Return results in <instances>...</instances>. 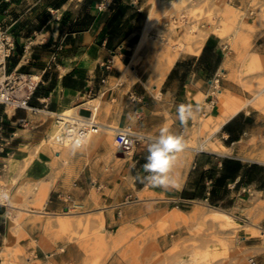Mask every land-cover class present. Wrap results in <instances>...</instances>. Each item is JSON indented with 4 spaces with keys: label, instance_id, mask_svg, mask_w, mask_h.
<instances>
[{
    "label": "crops",
    "instance_id": "obj_1",
    "mask_svg": "<svg viewBox=\"0 0 264 264\" xmlns=\"http://www.w3.org/2000/svg\"><path fill=\"white\" fill-rule=\"evenodd\" d=\"M255 1L229 0V6L256 28L253 50L264 56V28L258 27L264 22V11L252 17ZM258 1L264 6V0ZM153 7L154 0H0L5 69L34 83L29 106L38 110L10 112L0 105V172L12 164L23 169L33 158L22 179L27 185L37 181L41 187L51 185L42 209L30 207L34 203L30 197L22 205L14 196L0 203V264L7 248L12 249L8 264H82V253L73 243L59 241L57 249H46L53 246L45 233L47 218L68 208L59 198L66 191L80 198L81 206L89 190L97 189L105 196L101 202L108 234L154 213L174 208L192 213L198 203L239 211L253 195L264 194V146L256 141L264 136V114L246 110L250 106L217 132L226 152L201 151L190 162V155L180 158L171 170L175 183L168 188L146 187L135 179L146 174L142 165L147 147L161 127L186 138L200 117L220 118L218 94L241 96L227 79L231 49L214 31L199 53H181L160 85L149 86L152 65L163 46L152 36L142 42ZM87 98H100L96 121L101 129L131 126L149 137L143 136L132 158H118L99 138L75 153L65 149L60 158L50 146H40L54 128L53 116L41 111L63 113ZM181 103L200 108L188 121L187 130L176 118V106ZM63 157L69 159L67 168L64 161H56ZM128 196L140 203L120 208ZM261 201L260 208H264ZM19 221L17 229L14 224ZM60 222L64 221H57L58 228ZM253 230L261 234H243L241 243L246 249L264 243V229Z\"/></svg>",
    "mask_w": 264,
    "mask_h": 264
},
{
    "label": "rangeland",
    "instance_id": "obj_2",
    "mask_svg": "<svg viewBox=\"0 0 264 264\" xmlns=\"http://www.w3.org/2000/svg\"><path fill=\"white\" fill-rule=\"evenodd\" d=\"M253 7L255 13L252 17L257 18L258 14L264 11V6L257 0L253 3ZM153 8L148 38L152 36L160 48L168 42L177 49L179 41L191 29L192 35L199 31L209 33L214 31L226 40L232 52L228 57L227 79L232 81L235 89H239L238 94L241 96L233 95L247 100L254 98L263 90L264 56L253 50V33L256 28L249 25L246 19L242 21V13L229 6V0H157ZM258 27L264 28V22H259ZM0 42L4 48L1 33ZM89 100L90 98L85 99L82 105L87 104ZM256 102L259 103L257 107L250 106L246 110L257 109L264 114V92L257 97ZM79 109L81 108H77L74 113ZM97 114L98 112L96 115L93 113V117ZM52 126L54 131H57L54 118H52ZM211 133L212 131L205 132L202 137L191 134L184 138V141L192 145L207 137L210 143L219 144L217 133ZM94 138H99L102 143H108L111 151L118 158L134 156L135 151L127 155L119 153L114 143L115 134L113 133L110 142L102 129L97 134L86 137V143L78 151L84 149ZM256 141L264 146V136ZM59 147L64 152L65 149H70V143ZM191 154L188 150L176 153L178 158L173 165L177 164L180 158L183 160L186 155ZM32 160L33 158L29 159L23 169H20V164L6 166L4 173L0 172V191L7 192L9 199L14 196V199L18 200V205H22L23 201L30 197L34 200L30 207L42 209L43 206L38 204V192L41 189L39 181L27 185V181L22 179L24 170ZM56 161H64L66 163L64 167L67 168L69 159L63 157ZM18 171L21 172L17 173ZM4 176L7 178H3ZM70 185L69 182L68 186ZM65 193L73 194L72 191ZM72 198L73 202L66 204L75 212L73 215L61 217L65 212L61 211L58 215L48 216L45 233L50 236L53 246L49 244L46 249H57L55 244L59 241L73 243L82 253V264H264L263 245L246 249L241 243L243 234H252L257 226L264 229V208H260L259 205L262 203L261 200H264V194L253 195L246 206L239 211L220 209L232 216L231 219L220 224L208 220V216L212 214L210 212L218 208H210L198 203L196 208L202 213L185 212L186 219L183 222H169L166 219L169 211H164L154 213L131 225L122 226L118 233L110 234L104 231V220L102 223L96 221V216L104 214L102 211L105 209L101 201L105 196H101L97 189L89 190L82 198V206L80 198L73 195ZM138 203L140 202L136 201L128 206H135ZM57 221H64L60 229L56 226ZM20 222H18L19 226H16L17 229L20 228ZM249 223H255L257 226H250ZM121 230L125 233L122 236L119 235ZM4 252L7 254L8 264L12 249L7 248Z\"/></svg>",
    "mask_w": 264,
    "mask_h": 264
},
{
    "label": "bare ground",
    "instance_id": "obj_3",
    "mask_svg": "<svg viewBox=\"0 0 264 264\" xmlns=\"http://www.w3.org/2000/svg\"><path fill=\"white\" fill-rule=\"evenodd\" d=\"M156 1L157 0H154V3H156ZM152 18L153 17L151 16L150 19L148 20L146 31L144 33V39L142 38L143 39L142 42H144L148 37V32L150 31V28L152 25V20H151ZM208 34L209 32L199 31L195 35H192V29H191V31L185 34L183 36V39L179 41L177 49L174 46H170L168 42L164 43L159 52L160 54L153 65V77L148 82L149 86L154 88L160 85V83L164 80V78L166 77L170 69L174 66V64L178 60L179 55L181 53H194V54L199 53L200 50L203 48V45L208 37ZM6 54H7V51L5 50V47L3 48L0 42V67L4 65ZM218 85L219 84L217 83L216 87H218ZM263 92H264V88L263 90L259 91V93H257V95L254 98L247 99V100L236 98L231 93L218 94L217 103H218V111L221 113L220 118L212 117V118H206V119L205 118L198 119L197 123L192 128L193 136L202 137L203 134L208 131H212V133H217L228 120H230L232 117L238 114L242 109L248 106L257 107L259 103L256 102V99L257 97L261 96ZM86 106L87 107L89 106V107L86 108ZM100 106H101L100 98H97V99L89 100L87 104H83L82 108L85 107L86 109L91 110L94 113V115H96ZM76 109L77 108L69 109L63 112V115H71L75 112ZM13 110L14 109L12 107H9L10 112H12ZM41 112L45 113L46 115H50V117L51 115L55 116L54 113H47L43 110ZM52 129L53 130L50 132L48 138L44 140L40 146H43V145L50 146L51 149L55 150V153L59 154V156L56 155V158H60L62 149L59 146L65 145L66 143H68V141L66 140L62 143L57 142L56 137H57L58 132L54 131V128ZM116 129L117 128H114V127H102L104 134L107 135V138L109 139L110 142H112L113 133L116 135ZM141 136L149 138L146 135H141ZM153 138L154 137H152V139ZM65 147H67V145ZM183 150H188L192 153L187 158L188 162L191 161L195 153H198L201 151H207V152L227 151L226 147L222 143H219V144L210 143L207 137L201 141L194 142V144L192 145L185 142V146ZM50 190H51L50 184H45L41 187L40 191L38 192L39 206L42 205V203H44L48 199ZM0 192H4V191L1 190ZM194 212H196L197 214L202 213V211L199 208L194 209ZM74 213L75 212L73 210L69 209V211L64 212L61 215V217H69L73 215ZM210 213L212 214L211 216H208L209 217L208 220L212 221L215 224H220L232 218V216L229 213L222 211L220 209H214ZM168 214L169 215L167 216L166 219L171 223L183 222L186 219L185 218L186 213L178 208L171 209ZM96 221H99L101 223L103 221V215L101 214V215L96 216ZM63 225H64V222H60L58 226L59 228H61ZM252 225L256 226L255 224H252ZM16 226H19V224L15 225V227ZM258 233L261 234V232L252 231V234L254 235L255 234L257 235ZM124 234H125L124 230H121L119 233L120 236ZM262 235L264 237V234ZM263 246H264V243H263ZM2 257L4 258L3 264H7L8 262L6 258L7 254L5 252L2 254Z\"/></svg>",
    "mask_w": 264,
    "mask_h": 264
},
{
    "label": "built area",
    "instance_id": "obj_4",
    "mask_svg": "<svg viewBox=\"0 0 264 264\" xmlns=\"http://www.w3.org/2000/svg\"><path fill=\"white\" fill-rule=\"evenodd\" d=\"M104 68L109 69L110 66L104 65ZM34 88L35 85L29 78L15 73H7L5 65L2 66V70H0V105L12 107L13 109H25L36 112L38 111L37 109L30 108L29 106ZM91 95L92 91L90 92V97ZM82 106V104L76 106V108L81 109L71 115L56 113L53 116L58 131L57 135L67 136L66 129L77 127L78 125H83L81 130L86 133V137L97 134L101 130V125L96 121V117H93V112L86 109L88 107L82 108ZM142 140L143 137L131 126L116 129L115 144L119 153L127 155L133 152L136 145ZM59 198L64 203L73 202L72 195L70 194L59 195ZM134 202L133 197L128 196L119 207L128 206Z\"/></svg>",
    "mask_w": 264,
    "mask_h": 264
},
{
    "label": "clouds",
    "instance_id": "obj_5",
    "mask_svg": "<svg viewBox=\"0 0 264 264\" xmlns=\"http://www.w3.org/2000/svg\"><path fill=\"white\" fill-rule=\"evenodd\" d=\"M200 111L199 106L193 107L190 104H178L176 106V118L182 128L187 130V124L190 119L195 118ZM83 125L66 129L67 136L57 135V142L67 140L70 143V149L73 153L78 151L86 143V133L82 131ZM185 146L184 136L182 134H173L169 128L161 127L159 134L148 144L146 162L142 165L145 175L135 177L146 187L168 188L174 185L175 181L171 176V170L176 160V153L183 150ZM9 200L7 192H0V203Z\"/></svg>",
    "mask_w": 264,
    "mask_h": 264
},
{
    "label": "water",
    "instance_id": "obj_6",
    "mask_svg": "<svg viewBox=\"0 0 264 264\" xmlns=\"http://www.w3.org/2000/svg\"><path fill=\"white\" fill-rule=\"evenodd\" d=\"M64 211H65V212L68 211V208L64 209Z\"/></svg>",
    "mask_w": 264,
    "mask_h": 264
}]
</instances>
